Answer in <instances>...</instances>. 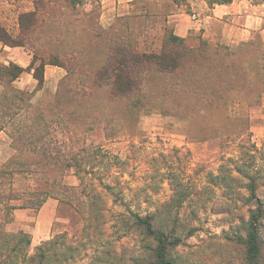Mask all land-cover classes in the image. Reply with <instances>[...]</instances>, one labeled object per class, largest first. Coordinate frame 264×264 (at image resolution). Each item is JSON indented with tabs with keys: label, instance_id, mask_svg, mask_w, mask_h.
<instances>
[{
	"label": "rangeland",
	"instance_id": "obj_1",
	"mask_svg": "<svg viewBox=\"0 0 264 264\" xmlns=\"http://www.w3.org/2000/svg\"><path fill=\"white\" fill-rule=\"evenodd\" d=\"M98 1L100 6L83 0L75 11L55 9L43 33L25 44L37 60L35 67L45 62L64 70L57 90H44L36 104L32 98L30 109L40 110L50 121L47 141L61 151L53 149L48 156L27 153L28 163L46 165L30 179L19 178L16 187L44 189L49 179L87 193L92 182L107 196L98 180L114 175V191L122 200L114 204V197H106L103 208L109 212L96 222L87 211L50 198L57 209L49 238L32 245L29 254L60 236L74 250L68 264H150L148 241L134 227L130 213L154 211L165 202L168 215L181 213L184 218L196 207L202 210L192 237L185 238L189 231L179 229L182 245L170 252L177 264H264V227L256 259L249 258L247 242L233 236V225H239L234 217L247 219L248 209L256 208V202L248 200L249 186L255 187L264 207V84H248L244 70L246 61L259 57V46L251 43L230 52L219 39L208 41L195 33L174 42L170 19L186 10V0H133L129 10H121L129 13L109 25ZM28 10H34V0H0L4 24L13 36L19 16ZM123 37L158 52L163 45L182 49L179 56L187 62L180 61L177 70L143 69L142 92L117 97L103 68L109 47ZM243 98L255 112L240 105ZM75 161L82 165L80 172L65 168ZM229 175L236 181L231 183ZM80 178L88 179L86 185ZM186 179L188 192L178 187ZM223 203L238 209L234 217L215 214ZM38 212L31 211L30 228ZM239 230L245 233L243 227Z\"/></svg>",
	"mask_w": 264,
	"mask_h": 264
},
{
	"label": "trees",
	"instance_id": "obj_2",
	"mask_svg": "<svg viewBox=\"0 0 264 264\" xmlns=\"http://www.w3.org/2000/svg\"><path fill=\"white\" fill-rule=\"evenodd\" d=\"M89 1L100 6L98 0ZM206 1L210 6H214L231 3L233 0ZM82 3L83 0H34V10L22 13L19 16V34L16 37L3 26L0 20V41L9 46L25 47L27 41L32 40L33 35L43 33V24L55 9L60 7L72 8L71 10L75 11ZM257 3L264 5V0H257ZM91 28L90 26L88 30ZM97 34H101V32L98 31ZM65 36L66 34L59 35L62 39ZM172 40L174 42L185 41V39L176 36H173ZM177 49L169 50L166 45H163L161 51L158 52L149 49V47L141 48L139 45H133L124 37L117 42H113L108 49V60L103 68L104 75L110 76V86L113 93L117 97L124 95L123 98L133 93H136V95L141 93L142 89L140 87H143V85H141L139 75L143 69L147 71L150 67L155 66L162 72L164 69L174 68V70H177L182 66L180 65L181 62L186 64L187 61L184 57H180L182 49ZM209 49L208 51H210ZM186 51H189V49ZM198 52L199 50L195 53ZM36 62L37 60L34 59L31 68L35 70L34 76L39 83V89H41L44 84V69L47 63L41 62L35 67ZM195 64L197 63L195 62ZM51 65L59 66L57 64ZM23 72H25V69L15 64H11L9 67L0 66V82L4 86V89L0 91V130L7 133L13 142L11 147L15 151L13 157L0 166V264H68L74 258V250L67 243L65 237L55 236L53 240L38 247L34 255H30L31 236L23 231L13 233L8 230L9 225L14 221L15 211L26 209L38 212L50 198L56 197L62 203L74 205L81 211H87L86 213L90 214L94 221L99 222L104 218L103 212H109V210L103 208L104 204L107 203L106 197H114V204L122 199H119V194H115L116 177L114 175L107 179L98 180L100 182L99 186L109 193L107 196H103V193L92 182L87 187L90 190H85L87 193L83 190L79 191L80 188L70 189L59 181L49 179H46L47 188L44 189H31L27 184H23L20 189L16 187L19 178L23 177V180L30 179L32 176L39 174L40 170L46 165L34 162L28 163L24 158L27 153L35 155L37 152H41L43 155L48 156L53 149H57L56 153L59 154L61 151L57 144H55V148L52 140L47 141L50 136L48 126L50 121L47 117L38 109L30 110L33 108L31 107L33 94L30 95V93L20 91L13 86V82ZM8 129H10L9 132ZM79 152L80 150L75 154L77 155ZM66 167L75 168L79 171L82 165L80 162L75 161L66 164ZM92 168V172H94V167ZM236 170L240 173L238 167ZM79 180L81 185H86L88 179L80 178ZM228 180L233 183L236 178L229 175ZM178 187H182L188 192L190 188L188 179L183 183L178 182ZM249 191L248 200L255 201L256 208L252 209L250 207L248 209L247 219L244 215L234 217L233 214L235 215L238 209L235 208L234 211L225 203L220 205V209L215 214L229 215L234 217V221H239V225H233V229L236 230L233 236L246 241L249 258L256 259L260 254L259 240L260 230L264 227V207L255 195V187L249 186ZM238 197H241V195H238ZM201 212L200 207H196L184 218L181 213H175L174 216L168 215L167 210H165V202H163L158 204L154 211L130 213L134 227L148 241L145 250L151 255L152 264H177L176 259L170 256V252L182 245L183 236L179 234V229L182 228L183 232L184 230L189 231L185 238L192 237L193 232L198 230L195 223L200 220L199 215ZM110 213L114 214L113 211ZM170 223L171 227L169 226ZM241 227H243L244 234L238 233ZM150 242L152 243L150 244Z\"/></svg>",
	"mask_w": 264,
	"mask_h": 264
},
{
	"label": "crops",
	"instance_id": "obj_3",
	"mask_svg": "<svg viewBox=\"0 0 264 264\" xmlns=\"http://www.w3.org/2000/svg\"><path fill=\"white\" fill-rule=\"evenodd\" d=\"M103 4V16L110 24L117 17L128 13L121 10H129L133 0H101ZM186 10L171 16L174 36L187 39L192 34H201L208 41L219 39L230 52H237L243 45L257 44L260 48L257 59H249L244 65L248 84H264V5L252 3L250 0H233L231 3L210 6L206 0H186ZM28 12H31L28 10ZM0 20L4 24L7 20L0 11ZM8 29V28H7ZM8 31L11 33L10 29ZM19 25H17V35ZM16 35V36H17ZM14 36V37H16ZM33 56L22 46H9L0 41V66L9 67L15 64L23 69L20 77L13 86L24 92L33 94V104L41 99L44 90L55 92L63 80L65 73L60 67L47 64L44 69L43 90L39 89V83L35 79V70L31 68ZM4 86L0 82V91ZM264 101V91L261 92ZM246 99V98H243ZM250 113L255 112L246 100L241 102ZM251 116V115H250ZM15 151L11 147L10 138L4 130H0V166L9 161ZM56 201H47L34 218V226L29 227L31 222V210L17 209L12 224L11 232L23 231L31 236V246L40 244L49 238L51 226L56 216ZM9 230V229H8Z\"/></svg>",
	"mask_w": 264,
	"mask_h": 264
}]
</instances>
